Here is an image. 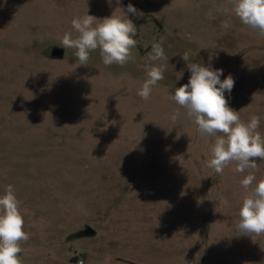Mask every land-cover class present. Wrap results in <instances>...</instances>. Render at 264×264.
Listing matches in <instances>:
<instances>
[{
	"label": "rangeland",
	"instance_id": "rangeland-1",
	"mask_svg": "<svg viewBox=\"0 0 264 264\" xmlns=\"http://www.w3.org/2000/svg\"><path fill=\"white\" fill-rule=\"evenodd\" d=\"M143 16L133 59L105 66L99 49L80 65L73 18L102 19L116 0H0V194L21 202L22 264H264V235L236 230L249 173L208 167L215 137L201 135L169 98L187 63L235 80L229 106L260 117L264 135V36L244 25L233 0H121ZM228 21L230 27H221ZM163 37L164 79L145 101L152 43ZM64 49L62 60L50 50ZM189 52V61L179 54ZM257 181L264 161L257 159ZM92 228L93 237H75Z\"/></svg>",
	"mask_w": 264,
	"mask_h": 264
},
{
	"label": "clouds",
	"instance_id": "clouds-1",
	"mask_svg": "<svg viewBox=\"0 0 264 264\" xmlns=\"http://www.w3.org/2000/svg\"><path fill=\"white\" fill-rule=\"evenodd\" d=\"M111 4L112 0H108ZM117 7L110 16L98 19L88 14L73 18L72 28L78 34L65 33L60 41L62 48L76 49L75 56L80 65H88L91 51L99 49L103 64L124 66L133 59L132 49L136 47L134 39L137 27L129 14L143 16V13L129 3ZM236 17L246 26L257 30L264 36V0H233ZM221 27L228 29L230 23L222 21ZM163 37L152 43L149 60L161 62L146 67V79L137 95L147 101L157 83L164 79L168 57L162 47ZM188 62L189 52L179 54ZM190 71L186 84L175 88L169 98L179 108L173 110L170 118L174 122L181 118L180 108L185 110V118L193 121L201 135L215 137L210 146L211 159L208 167L223 175L224 168L235 164L234 171L249 173L240 181L242 187L250 192L239 208V222L236 230L243 235H264V179L257 181L253 174L258 168L257 159L264 161V135L258 129L260 117L252 115L247 122L241 120L239 111L229 106L225 96L234 88L235 80L231 74L221 80L223 69L205 66L201 63H187ZM24 217L21 202L15 194L14 186L9 184L0 194V264H22L19 254L20 243L26 242L30 234L24 231Z\"/></svg>",
	"mask_w": 264,
	"mask_h": 264
},
{
	"label": "water",
	"instance_id": "water-1",
	"mask_svg": "<svg viewBox=\"0 0 264 264\" xmlns=\"http://www.w3.org/2000/svg\"><path fill=\"white\" fill-rule=\"evenodd\" d=\"M65 51L62 48L55 47L53 51V57L60 58L61 60L64 58ZM96 235V232L92 228H87L78 233L79 237H93Z\"/></svg>",
	"mask_w": 264,
	"mask_h": 264
},
{
	"label": "flooded vegetation",
	"instance_id": "flooded-vegetation-1",
	"mask_svg": "<svg viewBox=\"0 0 264 264\" xmlns=\"http://www.w3.org/2000/svg\"><path fill=\"white\" fill-rule=\"evenodd\" d=\"M53 51H54V48H52V49L50 50V54H49L50 59H54V57H53ZM56 59L61 60L60 58H55L54 60H56Z\"/></svg>",
	"mask_w": 264,
	"mask_h": 264
},
{
	"label": "trees",
	"instance_id": "trees-1",
	"mask_svg": "<svg viewBox=\"0 0 264 264\" xmlns=\"http://www.w3.org/2000/svg\"><path fill=\"white\" fill-rule=\"evenodd\" d=\"M75 237H79V236H78V233L75 235Z\"/></svg>",
	"mask_w": 264,
	"mask_h": 264
},
{
	"label": "built area",
	"instance_id": "built-area-1",
	"mask_svg": "<svg viewBox=\"0 0 264 264\" xmlns=\"http://www.w3.org/2000/svg\"><path fill=\"white\" fill-rule=\"evenodd\" d=\"M79 264H82V262L80 261Z\"/></svg>",
	"mask_w": 264,
	"mask_h": 264
}]
</instances>
